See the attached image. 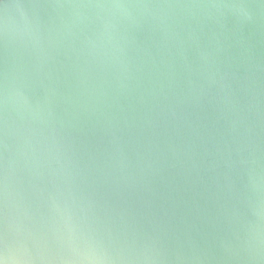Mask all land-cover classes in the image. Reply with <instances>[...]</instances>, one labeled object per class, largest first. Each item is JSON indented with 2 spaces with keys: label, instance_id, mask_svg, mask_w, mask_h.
<instances>
[{
  "label": "water",
  "instance_id": "95a60500",
  "mask_svg": "<svg viewBox=\"0 0 264 264\" xmlns=\"http://www.w3.org/2000/svg\"><path fill=\"white\" fill-rule=\"evenodd\" d=\"M0 264H264V0H0Z\"/></svg>",
  "mask_w": 264,
  "mask_h": 264
}]
</instances>
